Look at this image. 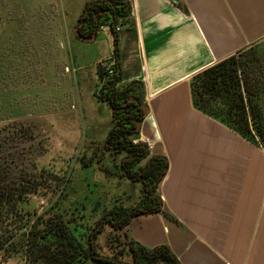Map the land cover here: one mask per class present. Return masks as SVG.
<instances>
[{"label":"crops","instance_id":"obj_1","mask_svg":"<svg viewBox=\"0 0 264 264\" xmlns=\"http://www.w3.org/2000/svg\"><path fill=\"white\" fill-rule=\"evenodd\" d=\"M127 1L133 25L119 24L117 87L142 84L132 91L145 111L136 131L154 148L139 165L153 155L168 163L157 188L163 212L134 217L131 237L149 248L169 245L182 264H264V146L197 109L191 92L198 72L264 46V0ZM103 32L110 48L97 63L113 54L111 27L80 37L100 45ZM98 87L102 95L103 82Z\"/></svg>","mask_w":264,"mask_h":264},{"label":"rangeland","instance_id":"obj_2","mask_svg":"<svg viewBox=\"0 0 264 264\" xmlns=\"http://www.w3.org/2000/svg\"><path fill=\"white\" fill-rule=\"evenodd\" d=\"M85 1L0 0V135L6 124L33 130L34 137L22 139L20 145L22 167L63 178L68 205L82 207L80 222L92 227L114 203L137 204L144 186L123 176V155L104 146L108 138L104 127L111 130L114 116L97 93L103 82L101 68L110 61H97L108 52L110 35L103 32L100 45L84 43L75 35ZM85 63L92 66L80 70ZM88 122L97 129H88ZM57 194L26 196L11 221L23 225L44 212ZM112 230L107 224L98 235L102 253L108 252ZM75 231L84 240L91 232ZM0 259L3 264H26L24 255L14 250L0 249Z\"/></svg>","mask_w":264,"mask_h":264},{"label":"trees","instance_id":"obj_3","mask_svg":"<svg viewBox=\"0 0 264 264\" xmlns=\"http://www.w3.org/2000/svg\"><path fill=\"white\" fill-rule=\"evenodd\" d=\"M89 6L90 3H86L85 7ZM90 10L87 21L95 22L98 15L99 28L108 24L114 34V74L110 75L104 65L99 73L103 80V96L98 95L101 98L107 96L106 102L112 107L114 116V126L104 146L115 155H123L120 163L123 176L142 183L144 194L132 207L114 203L91 227L80 222L84 218L79 214L82 207L68 205L67 184L61 186L63 178L46 171L18 170L0 161V249L22 253L26 264H182L169 245L149 248L130 235L129 224L134 217L163 212L157 188L168 163L166 157L153 155L145 165H139L150 155V149L147 143L134 142L132 138L139 134L136 120H142V117L134 119L128 114H142V110L134 101L126 103L133 95L134 86L117 87L122 76L116 26L131 25L129 2L97 0ZM191 92L197 109L251 142L264 146V46L242 49L198 72L191 79ZM54 193L59 194L57 198L50 199V206L44 212L26 220L21 226L11 221V216L26 196L49 198ZM169 217L173 219V216ZM107 224L113 230L107 237L108 252L102 253L97 238ZM77 228L91 230L85 236L87 240L77 237ZM0 264H3L1 259Z\"/></svg>","mask_w":264,"mask_h":264},{"label":"flooded vegetation","instance_id":"obj_4","mask_svg":"<svg viewBox=\"0 0 264 264\" xmlns=\"http://www.w3.org/2000/svg\"><path fill=\"white\" fill-rule=\"evenodd\" d=\"M97 2V0H90V6L88 8H84L83 13L79 16L77 22H76V27L80 34L85 37V38H90L92 37L95 33L98 32L100 29L98 24H99V17L96 15V21L95 22H88L87 17L89 16V13L91 12V7ZM78 38V34H75ZM141 102V101H140ZM137 105H139L137 102H135ZM142 103V102H141ZM140 107V105H139ZM142 110V114L140 112H129V116L132 118H137L138 116H141L145 113V111L140 107ZM7 123V122H6ZM3 130V133L0 135V147H1V152H0V161H5L9 163L10 165H13L18 168V170L24 169L22 167V163H20L21 155H20V149L22 145V139H28V137L33 138L34 136L32 135V132L28 126L25 125H20V126H14V124H6L7 126ZM137 127V125H136ZM31 134V136H30ZM21 141V142H20ZM31 141V140H30ZM32 146V145H31Z\"/></svg>","mask_w":264,"mask_h":264},{"label":"built area","instance_id":"obj_5","mask_svg":"<svg viewBox=\"0 0 264 264\" xmlns=\"http://www.w3.org/2000/svg\"><path fill=\"white\" fill-rule=\"evenodd\" d=\"M121 30V26L120 25H117L116 26V31H120ZM109 63H107V64H105L104 66H105V70L106 71H108L109 72V74L111 75V74H114V70H115V63H116V57L114 56V54H112L111 56H110V58H109ZM135 142H139L140 140L139 139H136V140H134ZM144 142L145 143H147L148 144V147H149V149L150 150H152L153 148H154V145H153V143L150 141V139L149 138H146L145 140H144Z\"/></svg>","mask_w":264,"mask_h":264},{"label":"water","instance_id":"obj_6","mask_svg":"<svg viewBox=\"0 0 264 264\" xmlns=\"http://www.w3.org/2000/svg\"><path fill=\"white\" fill-rule=\"evenodd\" d=\"M77 29V28H76ZM76 33L78 34V36H80L81 38H85V37H83L81 34H80V32L78 31V29L76 30ZM96 34V33H95ZM94 34V35H95ZM94 35H93V37H94ZM134 85H142L140 82H138V81H133V82H131V84H130V86H134ZM136 100V102L140 105V106H144L143 105V103H141L140 102V99L139 98H137L136 96H132V97H130V99L129 100H127L126 101V103H128V102H130V100ZM141 122H139V124H140Z\"/></svg>","mask_w":264,"mask_h":264}]
</instances>
